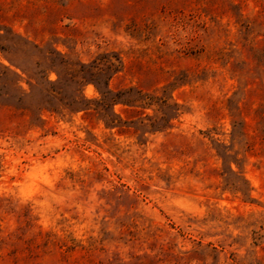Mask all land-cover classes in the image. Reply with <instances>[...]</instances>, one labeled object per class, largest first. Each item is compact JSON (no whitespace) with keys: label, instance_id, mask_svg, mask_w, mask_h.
<instances>
[{"label":"rangeland","instance_id":"rangeland-1","mask_svg":"<svg viewBox=\"0 0 264 264\" xmlns=\"http://www.w3.org/2000/svg\"><path fill=\"white\" fill-rule=\"evenodd\" d=\"M0 264H264V0H0Z\"/></svg>","mask_w":264,"mask_h":264},{"label":"trees","instance_id":"trees-1","mask_svg":"<svg viewBox=\"0 0 264 264\" xmlns=\"http://www.w3.org/2000/svg\"><path fill=\"white\" fill-rule=\"evenodd\" d=\"M51 53H57V50H49ZM104 57V58H103ZM60 63L67 64L71 63L67 60L61 59L59 60ZM77 65L76 71V78L75 81H78L80 86H83L87 81L92 80L96 87L100 92V96L96 99H90L84 96L82 93V87H75L71 89L68 93L64 88L65 85V78L62 76H58L57 83H59L58 89L55 90V93L60 95H54L59 102L58 105L50 106L52 110L58 111L59 105L61 107H67L70 110H79V109H89L93 108L97 112H99L101 118H103L104 122L108 126H114L120 121V116L114 111L113 106L116 102H125L130 103L132 102H139L142 106H149L156 104L158 108H168L175 105L177 109L176 102H169V97L166 94L163 95H156L153 93H146L142 92L141 90H134L135 96L130 97L131 93H133L132 88L121 89V90H113L108 85V79L110 76L119 69L120 67V57L116 56V62L111 61L106 55H102V57L94 58L88 63L77 61L75 62ZM165 91V89H164ZM63 97L66 99L62 100ZM164 113L160 117L154 116H147L149 122V126L153 127H162L171 118V116L166 117L165 110L162 111Z\"/></svg>","mask_w":264,"mask_h":264}]
</instances>
